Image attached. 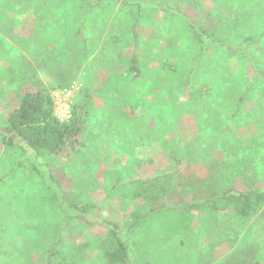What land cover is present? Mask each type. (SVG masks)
I'll return each mask as SVG.
<instances>
[{
  "label": "rangeland",
  "instance_id": "374dc122",
  "mask_svg": "<svg viewBox=\"0 0 264 264\" xmlns=\"http://www.w3.org/2000/svg\"><path fill=\"white\" fill-rule=\"evenodd\" d=\"M141 2L142 16L123 0H103L91 11L80 0H48L39 11L0 0V114L16 107L24 90L5 80L8 68H21L25 59L35 64L54 50L75 71L74 103L85 89L92 95L74 150L36 158L9 150L0 138V264H43L64 225L57 194L99 207L101 218L116 222L135 264H234L248 249L264 264V207L250 221L213 216L185 209L205 196L182 189L129 231L137 179L213 178L219 188L250 182L264 191V88L246 92L252 69L235 48L211 47L201 57L196 31L238 18L235 24L250 32L234 39L253 36L249 51L264 67V0ZM246 12H253L252 24ZM221 34L212 39L232 41ZM62 232L79 264H106V227L75 220Z\"/></svg>",
  "mask_w": 264,
  "mask_h": 264
},
{
  "label": "trees",
  "instance_id": "16d2710c",
  "mask_svg": "<svg viewBox=\"0 0 264 264\" xmlns=\"http://www.w3.org/2000/svg\"><path fill=\"white\" fill-rule=\"evenodd\" d=\"M29 5L37 6L39 11L42 2L48 0H19ZM103 0H80L81 9L95 10ZM8 3V2H7ZM128 7H136L143 15L146 4L141 0H123ZM16 5V2L15 4ZM252 13H244L243 20L252 24ZM238 19V18H237ZM237 19L223 18L211 22L208 27L196 28L197 37L202 44L201 57H205L211 47L236 49L241 52L252 69L249 76L246 92L253 93L257 88H264V67L258 61L256 51L249 48L254 45L253 36L243 40L234 39V34L244 29L243 22L236 25ZM245 24V23H244ZM215 33L231 38V42L212 39ZM235 43V44H233ZM256 43V42H255ZM56 46L58 44L55 43ZM251 45V46H249ZM249 46V47H247ZM57 50L47 52V55L38 58L33 64L25 59L21 68L9 67L4 74L10 85H18L22 90L17 93V106L8 113L0 114V138L2 144L9 150L18 149L25 155L30 152L36 158L58 156L65 149H75L79 144L80 136L87 128L88 113L90 111L92 95L88 89L72 106L73 116L67 123L59 122L54 116L52 94L57 90L71 87L75 80V71L72 64L58 62ZM42 61V62H40ZM258 61V62H257ZM132 70L140 75L138 63L132 65ZM241 99L238 105H241ZM129 197L137 203L130 213L129 231L140 228L147 217L158 214L162 208L157 206L161 201L178 195L183 189L184 194L195 193L205 196L202 200H195L191 204L185 202V209H198L211 215H232L243 221L252 220L264 207V191L256 184L243 182L241 189L219 188L213 178L189 179L185 184H173L167 174L153 178L137 179L132 184ZM180 191V192H179ZM181 192V193H183ZM59 211L63 215V226L58 229L52 248L48 251L43 264H79L72 251L67 247L63 236V229L75 220H80L86 226L102 225L108 229L107 238L102 246L106 264H135L133 262L128 242L123 238L121 227L114 221L101 218L100 208L94 205H80L77 202L65 200L57 194ZM255 251L248 249L240 257H233L234 264H257Z\"/></svg>",
  "mask_w": 264,
  "mask_h": 264
},
{
  "label": "built area",
  "instance_id": "2783aa9c",
  "mask_svg": "<svg viewBox=\"0 0 264 264\" xmlns=\"http://www.w3.org/2000/svg\"><path fill=\"white\" fill-rule=\"evenodd\" d=\"M79 84L73 85L65 90L53 92L54 116L61 123H67L72 119V106L74 104L75 93L79 90Z\"/></svg>",
  "mask_w": 264,
  "mask_h": 264
}]
</instances>
